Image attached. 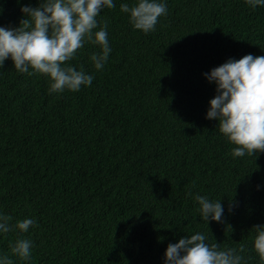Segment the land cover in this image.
Returning <instances> with one entry per match:
<instances>
[{"label":"trees","instance_id":"1","mask_svg":"<svg viewBox=\"0 0 264 264\" xmlns=\"http://www.w3.org/2000/svg\"><path fill=\"white\" fill-rule=\"evenodd\" d=\"M113 2L97 17L109 22L103 70L90 43L68 62L94 77L91 86L50 94L48 79L19 73L11 59L0 68V213L38 225L0 234V255L14 264H164L170 243L199 232L220 250L243 244L244 264H261L253 226L264 224V153L232 155L218 121L206 119L216 85L203 74L264 56V6L157 0L168 14L145 34L120 10L138 0ZM39 3L0 0V26L18 27L21 8ZM197 194L221 200L222 222L201 219ZM21 236L33 241L29 261L10 254Z\"/></svg>","mask_w":264,"mask_h":264},{"label":"clouds","instance_id":"2","mask_svg":"<svg viewBox=\"0 0 264 264\" xmlns=\"http://www.w3.org/2000/svg\"><path fill=\"white\" fill-rule=\"evenodd\" d=\"M245 2L253 9L264 6V0ZM114 7L113 0H40L38 7L23 6L21 13L25 18L18 27L0 26V68L11 59L19 73L48 79L50 94L65 90L77 92L91 86L94 77L87 74L82 65L77 70L68 62L76 59L84 45L90 43L102 50L92 53L90 60L96 70H103L111 52L109 22L99 21L97 17L102 9ZM120 10L129 14L135 30L145 34L154 32L159 18L168 14L166 3L157 0H138L133 6L122 3ZM97 28L99 30L94 32ZM203 75L216 85V95L209 102L206 119L218 121L220 133L236 146L232 155L256 157L264 153V56L247 54L239 60L230 58ZM194 199L200 206L197 211L203 221L207 224L210 220L223 221L221 200L212 201L198 194ZM12 220L11 215L0 213V234L14 230L23 234L38 226L35 219L25 218L15 225L10 223ZM253 229L256 231L254 250L264 264V224L255 225ZM9 249L11 255L29 261L33 241L21 236L14 243L9 242ZM245 251L243 244L238 250H220L219 243L209 245L206 236L198 232L170 243L164 264H244L242 253ZM0 264H14V261L9 254H3Z\"/></svg>","mask_w":264,"mask_h":264}]
</instances>
